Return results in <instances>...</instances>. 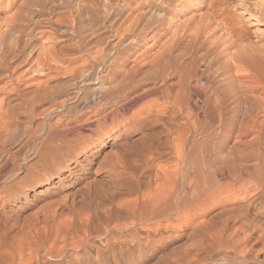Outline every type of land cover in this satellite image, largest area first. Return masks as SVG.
<instances>
[{"label": "bare ground", "instance_id": "obj_1", "mask_svg": "<svg viewBox=\"0 0 264 264\" xmlns=\"http://www.w3.org/2000/svg\"><path fill=\"white\" fill-rule=\"evenodd\" d=\"M195 1L202 12L172 32L189 33L190 60L172 45L136 49L138 37L108 57L96 52L98 68L70 95L98 115L81 122L88 140L49 122L40 141L44 123L17 151L0 146V264H264V44L246 42L227 16L241 0ZM42 62L29 71L42 73ZM113 63L122 77L114 71L105 86L99 67ZM46 87L24 94L32 109L52 99ZM1 90L20 94L12 83ZM16 116L0 107V141Z\"/></svg>", "mask_w": 264, "mask_h": 264}, {"label": "rangeland", "instance_id": "obj_2", "mask_svg": "<svg viewBox=\"0 0 264 264\" xmlns=\"http://www.w3.org/2000/svg\"><path fill=\"white\" fill-rule=\"evenodd\" d=\"M181 1L185 4L184 7L186 10L184 8V11L178 10L179 8L177 9L178 4ZM234 3L239 2L233 1V6H230L231 9H228L227 16L229 15V18L233 17L232 19H234V21L238 18L237 21H240L239 23L244 25L243 31L244 28L245 31L243 32V35L245 41L258 45L264 44V0H241V4L239 3L238 6H234ZM40 5H44L45 9H40ZM245 9L248 10L247 14H242V11ZM231 10L236 12V15ZM200 12H202V9L199 8L198 3L195 0H0V99L3 98L4 100L2 99V101L5 103L0 104V107L5 109L6 107L14 108L15 113L17 114L11 122L12 124L10 123V128L7 129L8 131H4L5 133L1 132V135H4L0 141V146L3 145L6 148L8 147L7 149L11 152L17 151L22 146L23 142H25L24 139L28 138V134H30L31 131L36 130L38 124L43 123L42 131L40 130L36 137L38 141L42 140L47 135L50 123L56 125V128H58L57 126L59 125V128H69L70 125V127H76V131L74 132L80 136H86L84 138L88 140L91 131L88 130V126L86 127V119H90V121L88 119L87 123L92 122L98 115L96 111L91 110V107H87L85 101L70 99V95L75 91L73 88H78L80 86L79 81L81 76L85 74L84 71L93 66L98 68L102 58L109 56V50L113 48L122 49L127 47L129 46V41L135 37H138L137 39L141 41L136 45V49H148L153 44H155L153 49H159V47H161L160 45L168 47L172 45L175 46L173 48L176 50V53L185 57L187 61L190 60L193 57V52L188 50V47H190L191 44L189 33L186 34L185 32H182L184 34L181 33L182 38L180 37L181 39L178 41V38H173L174 33L172 34V32L176 29V27L173 26L174 23L185 24L184 26L192 25V19L196 18ZM237 13L239 14V17ZM257 18H259L261 23L256 26L252 25L258 22ZM42 20H46L44 21V24L47 25L46 28L42 27V25L44 26L43 23L40 24L41 27L39 26V23L42 22ZM138 20L140 22H137ZM195 20L196 19H194V21ZM133 22L134 24H132ZM134 25L136 26V29L134 30V33H132ZM193 26H195V22ZM128 27L131 30V33L129 32V34L126 32ZM170 28H172V31ZM40 31H44V33H41ZM117 32L122 33L123 35L125 33L124 37L123 35L115 36ZM164 32L166 34L162 37L157 35L154 40L151 39L155 33L161 34ZM167 37L169 39L173 38L172 40L170 39L171 41L169 40V45ZM173 41H175L174 44ZM41 49L44 51V54ZM96 52L99 56L101 55L102 58L99 57ZM99 58H101V60H99ZM39 59L40 61L38 62L43 61L42 63H44L43 65L46 66V68L45 70H42V73H40L41 75L38 74L36 76L34 72H30L29 70L33 66L38 65V62L35 61ZM133 63L134 61L131 58L128 66H132ZM113 65L114 63L99 67V69L101 68L102 70L100 69L99 71L100 76H98V80H102L105 86H110V84L114 85V71H119V74H121V67H118V64L114 67ZM121 77L122 74L118 76L117 79L119 78L118 80H120ZM11 83L19 88L20 94L10 96L7 95L5 91L3 93L1 92V89ZM194 83H196L195 80ZM84 85V88L83 86L82 88L86 89V86L88 85ZM39 87H46L51 91L52 95L54 93L52 96V99L54 100L51 99L52 101H49L50 104L42 103L43 107L42 104L39 105L40 107L35 105L34 110L32 109V105L27 102L23 96L27 93L28 95L35 94ZM92 88V85L88 86L86 89L89 91L88 93L92 92ZM92 90L93 93H91L92 95H89L90 98L95 95L94 88ZM60 95L63 96L61 97ZM152 97L155 98V96ZM152 97L151 99H153ZM55 99L58 101L56 102ZM95 100L92 102H95L94 104L98 103L97 99ZM62 103L63 106L61 105ZM47 105L48 107L52 105H57L59 107L52 106L53 109L52 107H50L51 109H47ZM70 108H74V110H71ZM59 109L63 110L60 111ZM38 111H45V115H37L39 114ZM68 111L70 114L73 112L72 115H69ZM93 114L95 116H93ZM125 114L126 116H129L127 112ZM49 115L52 117L50 116L49 118ZM60 116L61 118H58ZM89 116H91V118ZM69 119H72L73 123H71L72 121H69ZM55 121L60 122V124L57 125V122ZM74 121L77 123L75 124ZM81 122H85V125H82ZM78 123H81V125H78ZM84 127H86V129ZM91 128L94 129L96 127L93 126ZM45 131L47 132L45 133ZM82 133L83 135H81ZM4 142L7 144H4ZM30 155L31 153L25 154V152H22L20 154V157L22 158L20 159H22L23 162L28 163L30 161ZM2 159L4 160L5 156H0V162L2 161L0 165L3 163ZM35 211L37 212V210ZM35 213L33 211L32 214L34 215ZM33 215L31 216L30 222L27 223L33 222ZM30 225L31 224L26 225L29 229L28 233L25 234L29 235L31 230L34 229L31 228L32 225ZM29 238H31L30 235Z\"/></svg>", "mask_w": 264, "mask_h": 264}]
</instances>
